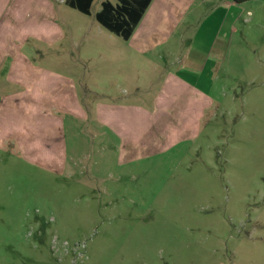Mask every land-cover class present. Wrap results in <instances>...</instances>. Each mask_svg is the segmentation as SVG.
<instances>
[{"label":"rangeland","instance_id":"rangeland-1","mask_svg":"<svg viewBox=\"0 0 264 264\" xmlns=\"http://www.w3.org/2000/svg\"><path fill=\"white\" fill-rule=\"evenodd\" d=\"M102 1L94 0L91 15L64 3L80 33L67 44L42 41L38 52L0 54V64L71 68L87 107L98 99L153 107L168 71L210 91L211 100L176 118L182 130L174 136L154 133L148 148L131 143L127 151L122 134L99 125L87 107L86 119L63 113L50 143L49 131L23 132L17 122L32 117L5 103L0 264H264V0H251L235 31L226 24L220 37L219 15L197 37L199 20L182 21L171 44L182 42L167 44L174 55L166 47L131 52L95 19ZM58 18L65 23L60 8ZM190 51L196 64H182ZM12 88L0 79V89Z\"/></svg>","mask_w":264,"mask_h":264},{"label":"crops","instance_id":"crops-1","mask_svg":"<svg viewBox=\"0 0 264 264\" xmlns=\"http://www.w3.org/2000/svg\"><path fill=\"white\" fill-rule=\"evenodd\" d=\"M250 1L238 3L235 0H152L132 36L128 40L124 39L127 41V49L131 52L150 53L166 47V53L174 55L177 47L168 48L167 44L182 42V38H179L171 44V39L182 21H194L190 17L200 22L194 37H197L200 30L207 31L210 22H215L218 15L219 22L222 23L218 24L215 37L223 34L222 27L226 24L232 33L244 7ZM64 3L66 0H0V54L10 55L16 52L20 56L25 50L38 52L42 41L50 44L56 42L67 44L75 36V31L80 33L81 29L75 30L69 25V11L62 6ZM207 5L214 7L209 12H203L202 8ZM59 8L64 14L63 24L59 22ZM82 33H86V30ZM99 34L98 30L97 35L104 41L103 35ZM106 53L105 51L104 57ZM223 57L224 50L216 62L220 64ZM19 62L0 64V79L13 86L10 91L0 89V109L5 103H10L8 105L12 111L18 114L28 112L32 117L29 125L26 118L21 117L20 124L17 122L18 127L26 128L23 132L36 128L44 135L49 131L50 138L45 135L44 140L52 143V133L57 129V119L61 120L60 116H63V113L77 111L79 116L86 119V99L81 98V93L77 91L74 80L69 75L71 68L65 67L66 71L59 72L51 65ZM181 63L196 64V55L188 52ZM85 66L79 67L78 64L77 69L82 70ZM72 68L75 69V66ZM163 77L154 97L153 107L144 103H129L128 99L119 101L98 99L95 106L87 107L88 114H92L99 125L104 123L109 126L115 136L121 133L126 151L131 143V148L140 145H146L148 148L154 133L163 137L174 136L176 131L182 130L175 129L176 118L190 116L193 109H200L204 101L211 100L208 96L210 91L191 86L190 78L179 71L175 73L168 71ZM88 90L90 88H87ZM182 100L188 103L182 104ZM197 100L198 105L189 107L190 103ZM3 110L4 108L0 111V118L3 116L1 115ZM187 126L188 121L184 127Z\"/></svg>","mask_w":264,"mask_h":264},{"label":"trees","instance_id":"trees-1","mask_svg":"<svg viewBox=\"0 0 264 264\" xmlns=\"http://www.w3.org/2000/svg\"><path fill=\"white\" fill-rule=\"evenodd\" d=\"M242 3L248 0H235ZM94 0H66V3L80 12L91 15ZM152 0H104L101 9L96 13V20L107 30L128 40L144 14L146 13Z\"/></svg>","mask_w":264,"mask_h":264}]
</instances>
